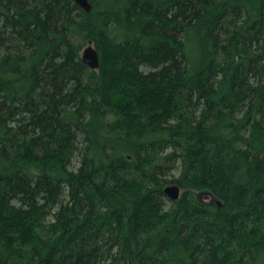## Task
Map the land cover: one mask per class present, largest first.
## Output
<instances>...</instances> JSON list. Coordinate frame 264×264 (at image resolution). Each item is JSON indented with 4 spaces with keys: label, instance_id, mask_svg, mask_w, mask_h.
Returning <instances> with one entry per match:
<instances>
[{
    "label": "trees",
    "instance_id": "trees-1",
    "mask_svg": "<svg viewBox=\"0 0 264 264\" xmlns=\"http://www.w3.org/2000/svg\"><path fill=\"white\" fill-rule=\"evenodd\" d=\"M89 2L0 0V264H264V0Z\"/></svg>",
    "mask_w": 264,
    "mask_h": 264
},
{
    "label": "water",
    "instance_id": "water-1",
    "mask_svg": "<svg viewBox=\"0 0 264 264\" xmlns=\"http://www.w3.org/2000/svg\"><path fill=\"white\" fill-rule=\"evenodd\" d=\"M78 7L84 12L89 13L92 10V6L89 0H72ZM82 61L90 70H96L99 67V58L97 51L93 48L92 44L82 51ZM164 194L172 201L178 200L180 197V189L177 186H167L164 188Z\"/></svg>",
    "mask_w": 264,
    "mask_h": 264
},
{
    "label": "rangeland",
    "instance_id": "rangeland-1",
    "mask_svg": "<svg viewBox=\"0 0 264 264\" xmlns=\"http://www.w3.org/2000/svg\"><path fill=\"white\" fill-rule=\"evenodd\" d=\"M88 44H89V43H88ZM88 44H86V46L84 47V49L88 46ZM84 49H83V50H84ZM180 193H181V190H180Z\"/></svg>",
    "mask_w": 264,
    "mask_h": 264
},
{
    "label": "bare ground",
    "instance_id": "bare-ground-1",
    "mask_svg": "<svg viewBox=\"0 0 264 264\" xmlns=\"http://www.w3.org/2000/svg\"><path fill=\"white\" fill-rule=\"evenodd\" d=\"M234 30V29H233ZM239 31V30H238ZM226 212H228V211H226ZM229 213V212H228ZM223 219V218H222ZM243 221V220H242ZM209 231V230H208ZM210 232V231H209Z\"/></svg>",
    "mask_w": 264,
    "mask_h": 264
}]
</instances>
